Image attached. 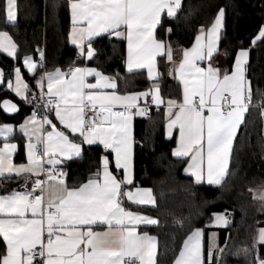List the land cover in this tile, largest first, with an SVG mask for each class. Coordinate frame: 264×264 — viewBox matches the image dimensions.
<instances>
[{"label":"snow or ice","instance_id":"obj_1","mask_svg":"<svg viewBox=\"0 0 264 264\" xmlns=\"http://www.w3.org/2000/svg\"><path fill=\"white\" fill-rule=\"evenodd\" d=\"M68 6V40L78 49V57L93 59L95 38L108 34L126 38L129 73L147 69L149 79L156 80L157 56L173 60L171 45L158 40L155 33L157 26H162V14L175 17L181 0H69ZM4 12L7 22H15L17 0H5ZM224 16L225 9L220 8L211 27L202 25L193 46L184 50L183 60L174 69L183 86L182 103L167 101V135L172 136L173 129L179 131L173 155L191 157L185 172H191L197 182L206 176L209 184L217 185L229 172L233 141L246 123L253 98L248 79L250 48L241 47L236 52L230 69L213 64ZM171 31L169 28V34ZM257 42L264 43V25L252 40L253 45ZM0 51L18 59L17 45L7 32H0ZM37 51L39 64L31 55L23 57L30 74L44 66L45 53ZM12 74L14 81L8 79V90L26 104L36 103V107L18 126L27 138V162L13 163L17 144L5 142L0 148V177L15 174L25 178L21 190L0 195V237L4 244L0 264H157L156 238L137 228L158 221L124 204L125 200L136 205L156 204L151 189H127L134 183L133 117L147 113V106L141 108L138 101L150 97L159 107L164 103L160 84L154 83L144 92L120 95L119 74L109 77L96 68L70 66L65 71L57 67L35 81L39 98L45 101L40 104L37 92L23 80L21 68L14 67ZM89 76H95L96 82H87ZM4 79L0 69V83ZM260 94L264 96V92ZM117 106L123 111H114ZM0 108L5 114L19 111L9 99L0 101ZM16 127L0 124V137L11 139ZM85 144L103 146L100 167L86 182L68 185L64 179L67 173L62 171L64 163L79 158ZM30 178L34 179L29 188ZM260 195L264 198V190ZM212 216L215 225L230 223L226 213ZM105 225L104 231L94 230ZM203 236L201 228L192 231L174 264H220L225 249L216 244V234L209 236L206 255ZM260 246H264V228L258 230L252 248L239 251L246 257L251 255L252 264H264Z\"/></svg>","mask_w":264,"mask_h":264},{"label":"trees","instance_id":"obj_2","mask_svg":"<svg viewBox=\"0 0 264 264\" xmlns=\"http://www.w3.org/2000/svg\"><path fill=\"white\" fill-rule=\"evenodd\" d=\"M220 8L226 12L220 41V53L226 57L224 69L231 68L241 47L250 48L248 79L253 90L252 107L235 141L225 181L218 186L202 185L185 173L187 159L173 155L176 139L165 136L166 117L162 109L152 110L135 121V185L152 188L156 196L154 208L141 210L159 220L150 231L160 242V264H172L191 231L206 226L213 213L225 211L232 212V223L228 227L229 239L221 243L225 252L220 264H252L253 257H246L239 250L252 248L258 229L264 227V199H257L253 194L254 189H264V115L261 108L264 96L260 94L264 92V43L252 44L260 26L264 25V0H183L176 17L163 18L157 36L173 50L189 48L200 27H209ZM3 17V0H0V28L10 31L19 44L18 59L0 54V67L6 73L5 83L0 88V101L10 95L4 87L11 78L12 69L21 65V58L26 54H33L39 61L37 49L44 51L45 69L69 68L84 62L68 41L67 0H18L17 22L10 24ZM93 44L98 54L91 64L112 77L119 74L121 91L151 86L143 73L126 71L124 40L102 36ZM43 69L44 66L40 67V72ZM159 69L158 83L163 97L179 99L181 84L169 77L170 61L166 56L159 58ZM22 70L35 89V79ZM21 117H7L0 108V122H18ZM104 153L100 145L87 146L83 158L66 165L68 180L74 185L86 181L100 167ZM0 186H3L1 181ZM259 251L264 253V246H260Z\"/></svg>","mask_w":264,"mask_h":264},{"label":"crops","instance_id":"obj_3","mask_svg":"<svg viewBox=\"0 0 264 264\" xmlns=\"http://www.w3.org/2000/svg\"><path fill=\"white\" fill-rule=\"evenodd\" d=\"M67 1H68V5H69V0H67ZM181 3L183 4V0H181ZM4 6H5V0H3V7H4ZM178 12H179V10H178ZM178 12H177V14H178ZM69 13H70V9H69ZM176 16H177V15H176ZM176 16H175V17H176ZM164 17H167L166 12H165L164 14H162V20H163ZM3 18H4V20H6L5 12H4V17H3ZM17 18H18V0H17ZM172 18H174V17H172ZM225 18H226V12H225V16H224V24H225ZM6 22H7V20H6ZM16 22H17V20H16L15 22H13V23H10V24H14V23H16ZM8 23H9V22H8ZM70 27H71V21H70ZM210 27H211V25H210L209 27H207V28H210ZM158 28H159V25L157 26V29H156V33H155V35H156V38H157L158 40H161V39L157 36ZM207 28H205V29H207ZM223 29H224V26H223V28L221 29V37H222ZM69 30H70V29H69ZM121 30L124 31V29H121ZM0 32H7V33L9 34V36L12 38L13 42L17 45V50H18V52H19V44H18V42L16 41V39L14 38L13 34H12L10 31H8V30H6V29H1V28H0ZM68 33H69V32H68ZM102 36H109V35H108V34H102ZM102 36H101V37H102ZM111 37H112V38H117V37H115V36H111ZM98 38H100V37H98ZM98 38H95V40L98 39ZM117 39H119V40H124V41H125V44H126V54H125V57H124V66H125L126 71L128 72V70H127V65H126V60H127V40H126V38H124V37H119V38H117ZM195 40H196V39H195ZM68 41H69V40H68ZM220 41H221V38H220ZM69 43H70V42H69ZM194 43H195V41H194ZM194 43H193V44H194ZM72 46H73V45H72ZM192 46H193V45H192ZM192 46H191V47H192ZM73 47H75V46H73ZM93 47H94V44H93ZM191 47H189V48H183V49H178V50H173V49H172V50H173V60L170 62V69H169V72H170V70H173V71L171 72V74H169V77H170V78L175 79V80H177V81L179 82L178 77H177V74H176V72L174 71V69L178 68L180 62L183 60V52H184V50H185V49H190ZM75 48H76V47H75ZM94 48H95V47H94ZM76 50H77V52H78V49H77V48H76ZM0 54H4V55L7 56V54L3 53L2 51H0ZM97 54H98V51H97V49H96V55H95V57L97 56ZM26 55H31V56L33 57V60L36 61V62L39 64V61L36 60V58L34 57L33 54H26ZM250 55H251V52H250ZM24 56H25V55H24ZM24 56H23V57H24ZM7 57H9V56H7ZM23 57L21 58V65H16V66H19V67L21 68L22 78H23V80L29 85L30 89H32V87L30 86V83H29L28 79L25 77L22 68H23V69L29 74V76H31L32 78H34L35 81H36V79H37L40 75H42L45 71L51 72V71H54L55 68H57V67L52 68V69H45V68H44V69L40 72V67L38 66L36 73H35V74H30V73L27 71V69L24 67V65H23ZM95 57H94V58H95ZM9 58H11V57H9ZM80 58H82V57H80ZM94 58H93V59H94ZM159 58H160V56H157V58H156V60H157V72L159 73V76H158V78H157L156 80L149 79L148 74H147V69H142V70H139V71H135V70L133 71V72H140V73H143L144 76H145V77L151 82V86H150V87H148V88H144V89H137V90H133V91H126V92H123V91L120 90L118 94H120V95H126V94H128V93H132V92H144V91L149 90V89L152 87V85H153L154 83H158V81H159V79H160ZM12 59H16V58H12ZM93 59L88 60V59L82 58L81 60H83L84 62H83L82 64H77V65H75V66H76V67H90V68H96L97 70L101 71L105 76L112 77V76L106 74L105 72H103L101 69H99V68H97L96 66L92 65V64H91V61H92ZM249 61H250V57H249ZM213 64H214V66L221 67L222 69H224L225 66H226V57H225L224 54L220 53V42H219L218 52H217L216 54H214ZM16 66H15V67H16ZM202 66H204V65H202ZM58 67L61 68L62 70H65V71L68 70V68H65V67H62V66H58ZM133 72H132V73H133ZM11 79H13V81H14V75H13V74L11 75ZM86 80H87V82H89V83H95V82H96V78H95V76H89V77H86ZM117 83H118V81H117ZM180 84H181V83H180ZM118 86H119V83H118ZM6 87H7V86H6ZM119 89H120V88H119ZM182 89H183V86H182V84H181V96H180V98H179V99H171V100H176L177 102L182 103ZM32 90H33V91H36V92H39V89L36 88V85H35V89H32ZM45 91H46V84H45ZM7 92L10 94L9 96H7V98H11V99L15 100V101L20 105V110H19V112H18L17 114L12 115V116H7L4 112H3V113H4L7 117H11V118H13V117H18V116H21V115H22V117L20 118V120H19L18 122H14V121H10V122H0V124H3V123H9V124H13V125H16V126H17V127L14 129V132H13V134H12V138H11V139L5 141L2 137H0V148L3 147V145H4L5 142H7V143H14V144H17V145H18V149H17L16 153L13 154V163H14V164L26 163L27 160H26V149H25V144L27 143V138H26V137H25V136L19 131V127H18V126H19V124H21V123L24 122V119H25L26 117H28V116H30V115L32 114V110H31L30 108L24 106V105L21 103L22 99H21L20 97H18L14 92H12V91H10V90H9V91L7 90ZM38 96H39V95L37 94V97H38ZM161 96H162V98H163V100H164V103H162L161 105H159V107H158L157 105H155L154 103H152L150 97H149L147 100L141 98V99L138 101V104H139V106H140V105H144V104L151 103L152 105H154V106H156V107L158 108L157 110H159V109H162V110H163V112H164V114H165V117H166V123H165V136H166L167 139H173V138L176 139V146L174 147V149H175V148L177 147V143H178V139H179V131H178V129H173V134H172V136L169 137V136L167 135V130H166V126H167V123H168L167 101L170 100V99H165V98L163 97V95H162V91H161ZM251 107H252V104H251ZM251 107H250V108H251ZM261 108H262L263 113H264V103L261 105ZM53 115H54V113H53ZM246 115H247V114H246ZM144 116H146V114H145ZM140 117H143V116H138V115H137V116H134V117H133L132 124H133V135H134V138H135V121H136L137 118H140ZM50 118H51V117H50ZM54 122H56V121H54ZM56 123H57L58 128H60V129L62 130V129H63V126H62V125H59L58 122H56ZM45 127L47 128L48 126H45ZM241 127H242V126H241ZM241 127H240V129H241ZM240 129H239V131H238V133H237V137H238V134H239V132H240ZM48 130H50V128H48ZM237 137H236V139H237ZM236 139L233 141V149H234V145H235V141H236ZM135 141H136V138H135ZM87 146H89V145H86V144H85V145L82 146V149H83V150H82V155H81L79 158H73V159H71V160H67V161L64 163V166H63V168H62V171H64V172L67 173V171H66V165H67L70 161L75 160V159L83 158L84 155H85L86 147H87ZM91 146H92V145H91ZM100 146H102V145H100ZM102 147H103V146H102ZM135 147H136V143H135V145H134V157H133V160H134V168H133V178H134V183H133L132 186H129V188H128L127 190L132 191V192H135V190H136L137 187H139V188H141V189H151V190H152V195L156 198V196H155L154 191H153L152 188H150V187H141V186H136V185H135V176H136V170H135ZM174 149H173V150H174ZM104 154H105V153H104ZM232 154H233V151H232ZM102 155H103V154H102ZM175 157H176V156H175ZM176 158H184V159H187V164H186V167H185V168H187L188 165L191 163V157H190V156H186V157H176ZM45 159H46V158H45ZM110 159H111V157H110ZM231 160H232V155H231V158H230V160H229V170H230ZM46 167H47V165H46ZM185 173H186V172H185ZM228 173H229V172H228ZM186 174H187L188 176H191V177L195 180V176H194L191 172H187ZM227 176H228V174L224 177V180L222 181V183L225 181V179L227 178ZM33 179H34V178H30V179L28 180V187H29V188L31 187V184H32ZM64 179H65V182H66L68 185H74V184H72V183L68 180V176H66ZM0 181H1V184L3 183V186H0V195H4V194H7V193H10L12 190H17V191L21 190V186L24 184L25 178H24L23 176H19V177H18V176H16L15 174H13V175L11 176V178L0 177ZM86 181H87V180H86ZM86 181H84V182H86ZM84 182H82V183H84ZM195 182L198 183V184L208 185V186H218V185H220V184H218V185H217V184H209L208 181H207V179H206V176H205V179H204V180H202V181H200V182H197V181L195 180ZM222 183H221V184H222ZM80 184H81V183H80ZM76 185L78 186L79 184H76ZM262 190H264V189H254V190H253V194H254L255 198H257V199H264V198H262L261 195H260V193H261ZM156 204H157V200H156ZM156 204H155V205H136V204H132L131 202H128L127 200H125V204H124V206H125V208H127V209H129V210H131V211H133V212H138V213H141V214H143V215L149 216V217H151V218H153V219H156V220L158 221V223H159L158 218H156L155 216H153V215L150 214V213H147V212H144V211L141 210L142 208H143V209H145V208H154V207L156 206ZM218 213H226L227 218H228V220H229V222H230L228 226H218V225H215V224H214V218L212 217L211 221H210L206 226H204V227H198V228H201V229L204 230V236H203V238H202V242H203V244H204L205 255H206V253H207V245H208V242H209V236H210L211 233H215V234H216L215 242H216V244L218 245V247H220V248H222V246H221L222 240L227 242V240L229 239L228 227H229V226L231 225V223H232V212H230V211H225V212H218ZM29 218H30V214H29ZM158 223H157V224H158ZM157 224H156V225H157ZM156 225H147V226L141 225V226H139V227L137 228V231L140 232V233L147 232L150 236H153V237L156 238L157 264H160V261H159L160 242H159L158 237H157L154 233H152V232L150 231V228H151V227H154V226H156ZM209 225H211V226H209ZM260 228H264V227H260ZM260 228H259V229H260ZM106 229H107V226L105 225V226H103V227H101V228H96V229H94V230H97V231H104V230H106ZM259 229H258V230H259ZM194 230H195V229H194ZM194 230H192V231H194ZM192 231H191V232H192ZM190 234H191V233H190ZM190 234H189V235H190ZM257 234H258V231H257ZM257 234H256V236H257ZM255 238H256V237H255ZM0 239L2 240V237H0ZM45 239H46V237H45ZM2 242H3V240H2ZM3 248H4V244H3V246L0 247V250H2ZM213 254H214V256L216 255L215 251H214ZM178 255H179V254H178ZM172 264H174V262H173Z\"/></svg>","mask_w":264,"mask_h":264},{"label":"built area","instance_id":"obj_4","mask_svg":"<svg viewBox=\"0 0 264 264\" xmlns=\"http://www.w3.org/2000/svg\"><path fill=\"white\" fill-rule=\"evenodd\" d=\"M79 58H80V57H79ZM80 59H82V58H80ZM44 68H45V60H44ZM4 89H5V90H8L7 87H4ZM8 91H9V90H8ZM45 100H46V97H45ZM44 102H45L44 100H40L39 96L37 97V103L43 104ZM21 103H22L24 106L30 108V109L32 110V112H33L34 108L36 107V103H33V104H26L24 100H22ZM146 106H147V113H146V115H149V114L151 113L152 110H157V109H158L156 106L152 105L151 103L144 104V105H140L141 108L146 107ZM114 111H123V108L120 107V106H117V107L114 109ZM39 113H40V116L44 115V109L41 108V109L39 110Z\"/></svg>","mask_w":264,"mask_h":264},{"label":"water","instance_id":"obj_5","mask_svg":"<svg viewBox=\"0 0 264 264\" xmlns=\"http://www.w3.org/2000/svg\"><path fill=\"white\" fill-rule=\"evenodd\" d=\"M0 69H2L3 71H4V73H5V70L2 68V67H0ZM5 79H6V73H5ZM5 79H4V81H3V83H0V88H2V86L4 85V83H5ZM5 99H9V100H11V101H13L14 103H16L17 105H18V107H19V110H20V105L15 101V100H13V99H11V98H5ZM4 100V99H3ZM2 100V101H3ZM2 109V108H1ZM3 111V110H2ZM4 112V111H3ZM19 112V111H18ZM17 112V113H18ZM5 113V112H4ZM17 113H13V114H6L7 116H12V115H15V114H17Z\"/></svg>","mask_w":264,"mask_h":264}]
</instances>
